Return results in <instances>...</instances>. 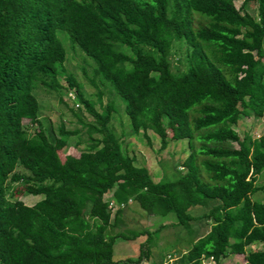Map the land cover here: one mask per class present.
<instances>
[{
  "label": "trees",
  "instance_id": "16d2710c",
  "mask_svg": "<svg viewBox=\"0 0 264 264\" xmlns=\"http://www.w3.org/2000/svg\"><path fill=\"white\" fill-rule=\"evenodd\" d=\"M249 1L255 17L240 11ZM233 2L0 0V264H155L150 247L167 226L183 227L193 240L184 250L168 248L173 260L159 264H221L228 254L264 264V183H256L264 169V133L240 136L234 128L240 116L264 113V0H241L237 8ZM57 30L95 63L94 100L64 66ZM179 40L187 46V64L174 73L168 55ZM97 80L111 84L129 131H141L147 144V130L160 149L168 140L186 141L187 155L173 165L176 179L153 181L125 152L110 123L116 107L101 102L105 87ZM38 87L62 103L64 95L71 112L82 106L92 116L77 154L59 157L76 131L42 124L33 94ZM20 184L40 198L26 205L14 197ZM74 190L83 198L86 191L96 195L81 210ZM131 200L146 214H171V220L114 230ZM196 207L201 211H191ZM199 222L208 229L200 232ZM139 235L135 257L112 258L116 239ZM252 244L260 248L244 253ZM172 248L182 252L172 256Z\"/></svg>",
  "mask_w": 264,
  "mask_h": 264
},
{
  "label": "rangeland",
  "instance_id": "374dc122",
  "mask_svg": "<svg viewBox=\"0 0 264 264\" xmlns=\"http://www.w3.org/2000/svg\"><path fill=\"white\" fill-rule=\"evenodd\" d=\"M241 0H234V6L237 8L240 6ZM240 9V8H239ZM241 12L246 11L252 16H256V6L252 1L247 2L246 6L240 9ZM56 35L61 42L62 46L66 51V62L65 67L71 70L74 74L75 79L82 84V93L84 97L94 100L95 99V87L90 83L89 78L93 75L91 67H95V63L78 48L77 45L72 44L68 38V35L61 30L56 31ZM187 46L181 40L175 41L171 44L168 59L170 62L171 71L174 73H179L184 71L187 64V59H185L187 53ZM126 53H130L127 47H123ZM98 84L100 82L97 80ZM60 83L63 85L65 81L60 78ZM103 89V95L101 102L105 103L110 101L116 110L113 113L111 120V127L113 131L118 134L121 141V146L124 148L128 155H133L134 163L136 165L144 166L148 173L150 174L153 181H157L161 177H168L170 180L177 178V175L173 171V165L179 166L180 162L187 155L188 149L186 146V141L182 140H168L167 144L160 149L159 140L157 137L147 130V135L150 140V144L146 143V139L142 136L141 131L137 134L131 133L129 119L124 113L123 102L121 98L116 94L113 87L108 81H103L101 85ZM33 94L35 95L38 106L39 113L38 117L44 126L48 123L52 128L56 125L62 123L66 129L76 131L75 134L68 138V147L58 152V155L63 159L64 155L67 153L77 154L78 151L84 148L87 142V123L93 122V118L85 110L82 112L83 107L79 105V109L71 112L68 108L70 102L66 99L64 95L63 103L58 99L57 94L54 91L45 90L44 88L38 87L33 89ZM95 110H99V105L94 104ZM238 135H243L244 133H249L252 136H258L264 133V113L261 117L255 116H240L236 125L234 126ZM122 131V132H121ZM170 130L166 132L167 137L170 136ZM93 136L96 133H92ZM256 183H264V169L257 175ZM24 185H16L13 190V196L21 200L26 205L33 204L40 195L25 194ZM82 191L74 190L71 197L76 200L78 208L81 210L85 209L88 200L96 195L93 191H86L84 193V198L81 196ZM78 196L81 197L84 203L78 201ZM110 191L103 195L104 199H110ZM261 198H259L260 200ZM110 213L114 211L113 202L110 203ZM194 210V211H193ZM191 211L199 212L201 209L199 207L192 208ZM121 222L114 227V230H119L124 227L140 229L141 227H147L148 229L154 228L160 223H166L171 220V214L165 216H151L142 211L136 202L133 200L129 201L127 205L123 208V212L120 215ZM208 222H199V231H205L208 229ZM161 235V236H160ZM192 233H189L181 226H167L163 228L157 234L154 242L150 247V261L155 264H159L160 260L168 259L172 261L174 256L177 255L182 250H177L172 248L168 250V253L172 254L173 257H169L166 250L170 247H177L185 249L186 246L193 240ZM144 236H137L134 240H120L116 239L113 246V259H121L124 257H135L138 250V242L141 241ZM254 245V244H252ZM260 248L259 244L254 246H246L244 248V253L252 251L253 249ZM233 260V261H232ZM221 264H244V257L241 254L230 255L229 254L220 259ZM141 264H148L147 262H141Z\"/></svg>",
  "mask_w": 264,
  "mask_h": 264
},
{
  "label": "built area",
  "instance_id": "2783aa9c",
  "mask_svg": "<svg viewBox=\"0 0 264 264\" xmlns=\"http://www.w3.org/2000/svg\"><path fill=\"white\" fill-rule=\"evenodd\" d=\"M67 96H68V98L73 99V94H72L71 91H68V92H67ZM74 105L77 106L76 103H74Z\"/></svg>",
  "mask_w": 264,
  "mask_h": 264
},
{
  "label": "crops",
  "instance_id": "0c3cea01",
  "mask_svg": "<svg viewBox=\"0 0 264 264\" xmlns=\"http://www.w3.org/2000/svg\"><path fill=\"white\" fill-rule=\"evenodd\" d=\"M251 246H254V245H251Z\"/></svg>",
  "mask_w": 264,
  "mask_h": 264
}]
</instances>
